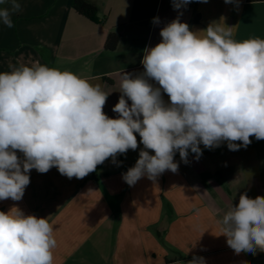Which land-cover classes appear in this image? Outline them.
<instances>
[{
  "label": "crops",
  "instance_id": "0c3cea01",
  "mask_svg": "<svg viewBox=\"0 0 264 264\" xmlns=\"http://www.w3.org/2000/svg\"><path fill=\"white\" fill-rule=\"evenodd\" d=\"M88 1L98 8L97 23L79 15L73 0H20L23 11L13 16L14 27L0 24V72L36 61L71 71L99 84L108 94L104 113L118 118L112 109L122 95V73L144 72V50L161 42V29L177 17L192 31L221 24L231 27L237 41L264 39V1L191 0L179 9L173 0ZM111 33L120 41L107 51ZM161 95L170 103L162 89ZM135 135L136 150L118 154L115 162L108 158L82 179H69L56 167L47 173L32 169L23 198L0 200V211L15 207L47 218L57 240L55 264H188L194 258L205 264H264L259 250L235 253L218 223L241 194L264 196V140L250 137L251 144L236 151L227 142L212 149L201 144L200 158L189 150L187 163L176 152L177 172L166 170L155 180L144 176L129 186L123 174L144 149Z\"/></svg>",
  "mask_w": 264,
  "mask_h": 264
},
{
  "label": "clouds",
  "instance_id": "9594fccd",
  "mask_svg": "<svg viewBox=\"0 0 264 264\" xmlns=\"http://www.w3.org/2000/svg\"><path fill=\"white\" fill-rule=\"evenodd\" d=\"M190 2L173 0V6ZM22 11L20 0H0V24L14 27L12 18ZM160 36L144 50L142 74L122 73V95L112 109L118 118L104 113L108 94L101 86L71 71L36 61L0 72V200L20 201L32 169L56 167L69 179H82L108 158L115 162L118 154L136 150V133L144 149L123 174L129 186L177 172L176 152L187 163L189 150L200 158L201 144L212 149L227 142L236 151L250 145V137L264 140V39L237 41L221 24L192 31L179 17ZM218 223L235 253L264 252V196L241 194ZM56 247L47 218L15 207L0 211V264H55Z\"/></svg>",
  "mask_w": 264,
  "mask_h": 264
},
{
  "label": "trees",
  "instance_id": "16d2710c",
  "mask_svg": "<svg viewBox=\"0 0 264 264\" xmlns=\"http://www.w3.org/2000/svg\"><path fill=\"white\" fill-rule=\"evenodd\" d=\"M249 1H264V0H249ZM73 9L81 16L97 23L98 20V8L88 0H73ZM120 41V35L111 33L105 42V49L107 51L116 50Z\"/></svg>",
  "mask_w": 264,
  "mask_h": 264
},
{
  "label": "built area",
  "instance_id": "2783aa9c",
  "mask_svg": "<svg viewBox=\"0 0 264 264\" xmlns=\"http://www.w3.org/2000/svg\"><path fill=\"white\" fill-rule=\"evenodd\" d=\"M257 253V252H256Z\"/></svg>",
  "mask_w": 264,
  "mask_h": 264
}]
</instances>
